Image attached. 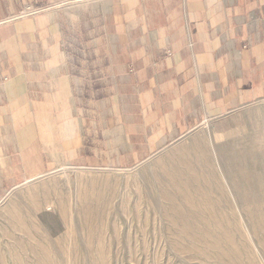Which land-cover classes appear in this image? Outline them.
Instances as JSON below:
<instances>
[{"label": "crops", "instance_id": "0c3cea01", "mask_svg": "<svg viewBox=\"0 0 264 264\" xmlns=\"http://www.w3.org/2000/svg\"><path fill=\"white\" fill-rule=\"evenodd\" d=\"M56 1L0 0V195L60 164L131 166L264 99V0L39 9Z\"/></svg>", "mask_w": 264, "mask_h": 264}, {"label": "rangeland", "instance_id": "374dc122", "mask_svg": "<svg viewBox=\"0 0 264 264\" xmlns=\"http://www.w3.org/2000/svg\"><path fill=\"white\" fill-rule=\"evenodd\" d=\"M0 264H264V99L131 166L18 181L0 195Z\"/></svg>", "mask_w": 264, "mask_h": 264}]
</instances>
